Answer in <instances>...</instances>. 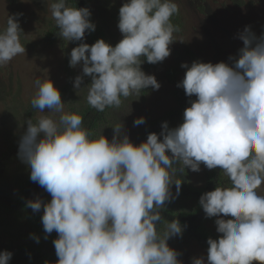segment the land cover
Instances as JSON below:
<instances>
[{
    "label": "clouds",
    "instance_id": "clouds-1",
    "mask_svg": "<svg viewBox=\"0 0 264 264\" xmlns=\"http://www.w3.org/2000/svg\"><path fill=\"white\" fill-rule=\"evenodd\" d=\"M177 14L175 0H126L119 9L123 38L115 46L98 39L72 49L70 67L83 65L74 87L81 90L84 77H91L85 86L88 105L98 112L119 109L122 97L160 88L155 76L142 70V58L155 64L171 54L174 33L181 30L172 22ZM19 15L8 16L0 31V67L25 54ZM51 15L64 40L82 41L86 30L95 31L86 7L55 0ZM239 38L243 47L238 58L229 57L231 66L181 65L187 70L177 86L196 99L180 126L164 122L159 135L150 133L139 145L122 134L121 122L112 126L111 140L102 131L95 135L82 115L64 111L51 79L35 81L32 106L60 115L27 120L18 155L29 166L31 181L51 195L48 203L36 199L27 206L39 211L43 204L44 231L58 234L53 241L57 264H182L167 241L184 229L173 219L161 236L159 210L180 194L176 174L186 168L198 172L201 164L220 168L231 182L199 199L207 217H219L221 235L207 240V264H264V195L258 192L264 185V36L253 46L257 38L245 27ZM144 122L140 117L134 124ZM11 257L0 252V264H9ZM192 264L205 259L194 258Z\"/></svg>",
    "mask_w": 264,
    "mask_h": 264
},
{
    "label": "rangeland",
    "instance_id": "rangeland-1",
    "mask_svg": "<svg viewBox=\"0 0 264 264\" xmlns=\"http://www.w3.org/2000/svg\"><path fill=\"white\" fill-rule=\"evenodd\" d=\"M18 1L26 8L22 17L24 21H18L22 27L21 43L25 46L26 51L24 55H18L7 65L0 67V151H3L5 147L6 136L3 134L5 130L13 129L17 134L26 132V122L29 120L28 108L31 107L28 104L38 90L35 84L37 79L52 80L61 94L62 102L65 103V112H69L72 106L81 104L86 99L87 88L85 86L91 83V77L85 76L80 86L81 90L76 89L74 81L77 76L83 74L82 62L75 68L68 66L67 61L70 54L65 52L59 43H45V39L42 38L47 24L53 19L51 15L53 0ZM251 1V3L237 6L230 0H180L186 15V25L184 35H179V39L182 43L186 40L204 63L216 64L219 63L216 59H219L232 65L229 57L238 58L239 50L243 44L236 47L238 51L235 54L232 53L231 48L226 51L222 44L224 28H228L227 34L235 37L239 36L245 27H248L257 38V41L253 42V46L261 36H264V0ZM90 2V11L95 21L104 28L108 43L115 46L123 36L118 28L119 21L114 20L112 13L114 10H119L125 0H106L109 5L104 0H90ZM12 15L11 4L8 3V0H0V31L6 28L8 16ZM67 46L69 45L67 44ZM174 60L175 56L170 54L162 64L158 65L159 67L148 70L146 74L154 75L160 88L153 89L148 94L140 93L139 96L134 94L124 98L121 107L110 112L109 123L106 122L107 124L98 130L97 135L102 131V134L111 140L114 134L112 126L121 122L123 125L122 134H127L132 143L139 145L146 141L147 123L162 115L172 105L174 106L177 100L174 94L176 86L166 78L160 79ZM45 115L58 119L60 114L51 113L48 109H45L44 112L37 109L32 118L38 121L41 116ZM140 117H144L145 122L135 125L134 121ZM182 123L183 120L173 121L171 126L176 128ZM18 152L14 150V153L6 158L5 183L11 190L15 182L16 169L19 166L27 173L30 172L29 166L21 160ZM188 172L192 185L196 187L203 185V164L200 165V171L193 172L188 169ZM1 178L5 181L3 176ZM174 179L177 177L175 176ZM171 191L175 195V185L172 186ZM258 192L264 195V185L258 189ZM165 207L173 208L177 212H185L190 210L193 205L191 200L185 199L179 194L177 198L166 202ZM198 222L195 224L198 225ZM181 225L184 229L182 235L170 237L167 241L169 247L179 253L177 258L182 264H192V260L199 257H204L205 264H207L209 246L198 240L193 230L195 225H192L193 228ZM210 228L212 235L218 239L221 234L216 230L217 225L214 224ZM165 230L166 224H163L160 230L161 236ZM21 231L26 232L24 227L20 226V221L14 213L12 215L0 214V251L10 252L15 245L25 243L31 245L32 248L30 246L27 248L29 261L22 259L23 264H55L51 262V259L45 257V254L42 255L43 252L36 249L39 248L35 247L38 242L33 235L27 234L21 240ZM18 259L10 264H18L20 262Z\"/></svg>",
    "mask_w": 264,
    "mask_h": 264
},
{
    "label": "trees",
    "instance_id": "trees-1",
    "mask_svg": "<svg viewBox=\"0 0 264 264\" xmlns=\"http://www.w3.org/2000/svg\"><path fill=\"white\" fill-rule=\"evenodd\" d=\"M104 1L106 2V0ZM230 1H233L237 6H242L252 2L251 0ZM52 2H55V0H53ZM175 2L179 6V14L172 17V22L173 24L179 25L181 30L177 33H174L176 41H174V43L170 47L172 49L171 54L175 56V60L169 67L166 68L163 73V77L161 76L160 79L166 78L174 86H176L174 89V94L176 95L177 100L175 101L174 106L172 105L162 115L151 119L147 123V136L150 133H156L157 135H159L162 132V124L164 122H167L169 128H172L171 123L173 121L183 120L185 109L191 106L190 101L196 99L195 96L188 97L185 94L183 87L177 86L184 79L187 70L181 67L182 64L186 63L190 67L194 61H203L197 55V53L191 49V46L188 45L186 40L184 41V43H182V41L179 39V35H184L186 15L184 14L183 6L180 4V0H175ZM8 3L11 4V11L13 15L21 14L18 16V21H24L22 17L26 12V8L22 6V3L20 4L18 0H8ZM106 3L108 4V2ZM66 4L70 7H86L89 10L91 9L90 0H66ZM112 17L115 21H119V10H114V12L112 13ZM89 19L92 23L95 24V31L89 32L86 30L85 37L82 41H67L60 37L58 35L59 29L57 28L54 19L48 23L46 30L42 35V38L45 39V43H59L68 54H71L72 49L77 47L80 43H87L89 45H92L98 39H103L106 43H108L107 34L104 28L97 21H95L92 13ZM227 31L228 28H224L222 44L226 48V51H229V49L231 48L230 50L233 51V54H235L238 51L236 47L243 44V41L239 38L240 34L239 36L234 37L233 35L227 34ZM67 44L69 46H67ZM142 60L143 63L141 64V68L145 73L150 69L152 70L155 67H159L158 65L164 62L162 61L155 64H150L146 61V59L142 58ZM216 60L218 62H223L219 59ZM69 61L70 57L67 61L68 66H70ZM152 91L153 88L148 87L146 89H143L141 93L148 94ZM121 99L123 102L124 98L122 97ZM28 106H31L30 108H28V118L31 119L33 123H36L37 121L33 120L34 118H32V116L34 111L37 109L32 106L31 102L28 104ZM113 109L115 108H106L104 112H98L90 105H88L87 100L84 99L81 104L72 106L69 112H76L77 114L82 115L84 118L85 126L90 129L95 135H97L98 130L103 127V125H106V122L109 123V114ZM3 134L4 136H6V142L3 151H0V177L3 176L5 180L7 175L6 158L10 154L14 153V150L16 152L19 151V143L24 134H17L16 130L13 129H7ZM160 138L162 140V137ZM177 167H179V165H177ZM176 176L179 180L182 181L180 194L183 198L191 200L193 207L185 212H177L173 208L170 209L164 206V208H161L159 210L163 219L157 225V231L160 234V230L163 224L165 225L167 224V222H170L173 219H178L180 223L184 224L187 228H193L192 225H195L193 230L198 237V240L202 241L204 245L209 246L207 244V240L209 238L216 239L212 235V229L210 228V226L216 224L215 220L219 217H207L199 203V199L202 194L214 190L217 186L230 187L231 182L220 168L209 170L205 166L204 183L202 186L196 187L191 184L190 175L187 168L185 169L183 174L178 172ZM14 178L15 182L12 190L7 188V183H5L6 180L3 181L2 178L0 179V214L5 213L8 215H12V213H14L20 221V226L22 225V227H24V229L26 230V232L21 231V240L22 237H25L27 234H31L33 235V237H38L39 242L35 247L39 248L36 249L43 252L42 255L45 254L44 256L51 259L52 263L57 264L58 257L55 252L53 241L58 238V234L55 231H53L51 234L45 233L42 224L43 204L39 211H33L30 207L27 206V202L29 200L34 201L36 199H40L43 203H48L51 200V195L38 183L31 181L30 172L27 173L26 171L22 170L21 166L16 169V175ZM197 222L198 225L195 224ZM29 246L32 248L31 245L25 243L23 245H15L10 250V252L12 253V257L9 261V264L17 260L18 258H21L18 259L20 261L18 264H23L22 259L29 261L27 249L30 248ZM253 264H256V262H253Z\"/></svg>",
    "mask_w": 264,
    "mask_h": 264
},
{
    "label": "flooded vegetation",
    "instance_id": "flooded-vegetation-1",
    "mask_svg": "<svg viewBox=\"0 0 264 264\" xmlns=\"http://www.w3.org/2000/svg\"><path fill=\"white\" fill-rule=\"evenodd\" d=\"M0 252H2V251H0Z\"/></svg>",
    "mask_w": 264,
    "mask_h": 264
}]
</instances>
